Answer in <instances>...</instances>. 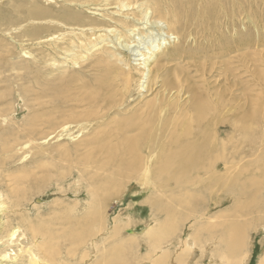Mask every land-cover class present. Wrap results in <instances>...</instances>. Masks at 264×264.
Wrapping results in <instances>:
<instances>
[{
  "label": "bare ground",
  "instance_id": "bare-ground-1",
  "mask_svg": "<svg viewBox=\"0 0 264 264\" xmlns=\"http://www.w3.org/2000/svg\"><path fill=\"white\" fill-rule=\"evenodd\" d=\"M258 1L261 0H66L71 6L82 9L87 7L93 15H87L84 9L67 6L55 14V25L61 28V32L41 37L42 33L46 34L55 26L50 24L55 21L51 20L47 24L34 19L33 17L47 19L48 14H53L49 8L37 5L33 9L34 16H30V20L35 23V27L30 29L32 32L15 35L20 46L30 41L36 45L42 44L40 41L47 42L48 57L45 63L51 68H59L62 63V68L66 69L70 63L73 66L80 64L97 53L98 64L107 63L106 66L103 64L106 69L108 63L119 65L123 78H126L123 91L127 93L133 84L131 66L140 68L141 76L137 87L141 93L138 100L141 96L143 100L146 99L145 93L150 92L153 85L155 88L157 84H161L164 92L157 94L155 99L145 100L139 109L131 106L133 102L128 96L116 101L103 97L113 95L107 84L109 76L106 73L103 77L98 76L97 84L88 83L84 85L85 89L82 86L84 94L74 93V77L65 79L66 76L40 87V94L35 92L39 106V113L34 114L35 118L42 121L46 110L48 113L45 124L56 125L63 133L68 130L70 123L84 128L88 123L104 121L106 114L101 107L103 102H113L115 113L120 115L131 116L132 113L129 129L124 128L123 123L115 126L110 124L111 132L104 138L112 141L122 130L127 132V137H131V131L139 130L143 134L138 139L92 146V137L88 136L81 143L87 148L83 160H105L108 156V161L102 167L109 168L107 166L112 162L115 164L112 165V172L106 171L107 176L125 174L119 181H112V178L110 182L107 177L104 200L112 190L115 191L124 177L131 179L139 176L140 183L144 184L142 189H173L176 194H171V198L177 206L182 204L179 206V216L183 220H194L188 228L196 231L192 234V229H188L187 237L181 238V245L175 248L174 256H169L172 245L163 243L162 229L157 223L143 227L139 233L133 227H127L126 231L130 236H140L147 243L145 254L148 260L138 255V262L134 257L135 262L132 264H166L169 261L172 264H187L185 259L191 253L204 252L209 247L212 248L209 250L212 252L213 264H216V258L222 264L247 263L249 253L246 242L242 235L238 232L232 234L230 230L237 229L239 224L233 221L229 225L227 220L222 222V218L228 217H225L224 209L213 213L212 209L228 199L234 198L237 201L240 195L247 197V203L254 202L249 197L250 192L253 190L251 194L254 199L260 192L259 187H255L258 186L259 179L254 172L264 168V35L261 32L264 29V15H259L256 21L253 19L256 15L252 17L245 11L247 5L246 10L260 12L263 6ZM257 7L261 9L258 11ZM242 14L247 16L249 23L244 22L246 19L245 16L241 18ZM79 18L83 22L64 21ZM184 20L191 25L195 20L201 36L205 38L204 42L196 47L188 46L189 48L179 44L185 35L180 31L187 25H183ZM10 21L0 14L1 25H7ZM12 29L17 28L2 31L9 33ZM186 35L190 41L193 33ZM15 36L11 35V39ZM15 44L18 48V43ZM169 48L178 54L177 59L183 58L184 62H177L175 70L169 68V72L162 73L158 67L154 70L153 64L158 56ZM244 49H253L254 56L250 58L247 52L241 53ZM22 51L27 52L24 48ZM13 52L12 49L6 54L12 55ZM56 55L62 59L61 62ZM113 58H116L115 63ZM63 72L65 71H60ZM52 91L56 94L51 95L48 104L53 109L41 108L46 104L41 97ZM176 93L179 100L172 103L170 98ZM74 102L76 105L72 104ZM52 113H59L60 118L51 117ZM108 127V123H101L98 130L103 133ZM34 129L35 124H32L31 134ZM7 146L8 144L4 145L3 149H7ZM144 151L150 154L145 155ZM91 170L94 169L87 163L86 171L92 172ZM89 179L98 180V174H90ZM92 190L97 192L93 187ZM91 195L93 200L99 197ZM146 200L151 204L156 203L150 198ZM97 204L103 205L101 198ZM5 213L6 203L0 193V264H25L21 262V258L13 256L16 255L13 249H1L15 243L20 238V233L21 239L28 236L27 231L19 225L15 226ZM229 219L231 218L228 221ZM100 221L99 218L91 222L92 227L100 225ZM120 223L121 220L117 219L114 220V226H106V234L101 235L105 238V244L120 229ZM202 231H206L207 235L203 236ZM31 234L35 243L39 239L37 230H31ZM216 234L221 235L218 242H215ZM20 253H23L22 249ZM27 253L29 263L26 264H61V260L58 262V248L48 245L47 240L39 244L36 242L30 250L27 249ZM98 253L96 264H103L104 261L107 264L130 262L123 258L122 248L116 244L100 248ZM257 264H264V252Z\"/></svg>",
  "mask_w": 264,
  "mask_h": 264
},
{
  "label": "rangeland",
  "instance_id": "rangeland-1",
  "mask_svg": "<svg viewBox=\"0 0 264 264\" xmlns=\"http://www.w3.org/2000/svg\"><path fill=\"white\" fill-rule=\"evenodd\" d=\"M257 3H261V7L263 6L262 9L257 7L258 11L261 9L258 13L254 10H246L247 5H245V11L250 16H257L256 18L253 17L256 21H258L259 15L262 17L264 15V0ZM37 5L46 9L49 8L53 14H48L47 19L33 18L40 20L39 23H47L52 20L55 22L50 24L54 25L57 23L56 12L71 6L66 0H0V14L2 13L6 20H11L10 23L4 26L0 22V113H5L0 115V193H2L3 200L6 203L5 215L9 217V221L13 222L15 226H21L28 233V236L22 239V233H20V236H18L20 238H17L15 243L8 247H1V249H7L8 251L13 249L16 253L13 256L21 258V262L26 264L29 263L27 249L30 250L36 242L39 244L43 240H47L48 245L58 248V262L61 260L59 262L61 264H96L95 259L99 254L98 250L103 247L107 248L109 244H116L120 249L122 248L123 258L130 260V262L126 261V263L122 262L121 264H132L135 262L134 257H136V262H138V255L147 259L145 254L147 243L140 236H136L137 238L130 236L126 228L129 226L133 227L139 233L143 227L157 223L162 229L163 243L172 245L169 256H174L176 254H174L175 248L180 247L182 237H187L188 229H192L190 231L192 234L196 231L194 228H188L194 220H183L179 216L181 211L179 206L182 204L177 203V206L174 199L171 198V194H176L175 191L171 188L162 187L159 191L142 189L144 184L140 183L139 176L131 179L124 177L117 188L115 187L117 193L114 190H112L111 194L108 192L109 195L105 201L104 192L106 190L104 188L108 186L105 182L108 177L106 171L112 172V165L115 163H109L110 165L107 166L109 168H104L102 166L108 161V156L105 160H94L91 158V160L85 161L82 159L87 152V148L81 143L88 136L92 137V146L99 143L115 144L121 141L127 142L130 139L141 137L142 131H131V137H127V132L122 130L115 135L112 141L104 138L111 132L110 124L115 126V124L123 123L125 125L124 128L129 129V120L133 114L130 113L131 116L120 115L115 113V104L113 102H103L101 107L106 114L104 121L98 120L88 123L84 128L81 125L70 123V128L68 127V130L64 131V133L56 125L45 124L46 113H48L46 110H44L42 121L39 118L36 119L34 115L39 113L35 92L40 94V87H44L49 82H56L62 76H66L65 79L74 77L72 81L75 84L72 83L74 85L72 91L80 95L84 94V85L88 83L89 85L91 83L97 84L98 76L102 75L103 77L104 73H106L109 76L108 81H110H107V84L110 86V92L113 95L112 97H103L116 101V99L121 100L128 96V99L133 102L131 106L138 109L144 104L145 100L155 99L157 94L164 92L160 86L161 84H157L155 88L153 85L150 92L145 93L146 99L143 100V96H141L138 100L141 91L138 90L137 85L141 76L139 71L141 69L131 66L133 68L131 71L133 87L131 86L129 93L124 92L126 78H123L124 75L120 72L119 65L115 66L108 63V69H106L107 63L98 64L97 53H94L89 59L84 60L80 64L73 66V63H70L66 69L62 68V63L59 64V68H51L49 64L45 63L46 57H48L47 42L40 41L42 44L36 45L30 41L24 43V46H20V42L15 36L20 35L21 32H32L30 29L35 27V23L30 20V16H34L33 9ZM74 6L71 7L79 8L80 10L84 9L87 15H93L87 10V7L82 9L79 6ZM16 10H19V12ZM80 12L82 13V11ZM244 16L241 18H244ZM246 18L247 16H245ZM80 19H65L64 21L68 23L83 22ZM193 21L194 23L191 25L184 20L183 25H187H182L183 28L181 30L179 28L185 35L193 33L196 36L192 35V38L188 41L187 35H184L179 43L185 46L184 48L196 47L205 41V38L201 36V30L196 25L195 20ZM245 21L249 23L248 19ZM242 25L243 23L240 24V26ZM262 26L264 27V25ZM11 28L17 29H12L9 33L2 31V29ZM45 31L47 29L43 32ZM56 31L61 32V28L57 27V25L51 27L46 34L42 33L40 36L47 37L48 33ZM261 32L264 35L263 28ZM11 35H14L15 38L11 39ZM232 35L234 36V33ZM15 42L18 43V48ZM23 48L27 52L22 51ZM12 49L14 50L12 55H7L8 53L6 54V52H11ZM16 50L18 51L17 54ZM243 52H247L250 58L254 56L253 49L241 50V53ZM51 54H54V52ZM58 56L56 55L58 61L61 62L62 59ZM177 57L178 54L173 52L172 48H169L165 53L158 56L157 61L153 64L154 70L157 67L161 68L160 71L162 73L169 72V68L175 70L177 62L179 64L184 62L183 58L177 59ZM113 60L115 63L116 58H113ZM127 60L129 61V57ZM60 71L65 72L60 73ZM63 83L66 82L64 81ZM124 93L125 96H123ZM53 94L55 95L56 92L52 91L49 92V95L41 97V100L46 103L41 108L49 109L51 107L48 102ZM176 96L177 93L170 98L172 103H176L179 100ZM72 104L76 105L75 102ZM50 109L52 110L53 108ZM32 116L34 119L31 120ZM50 116L60 118L59 113H52ZM101 123H108L109 125V129L103 133L98 130ZM32 124H35V129L31 134ZM46 136L48 137L47 140L40 139ZM7 144L8 148L3 149L4 145ZM144 154L148 155L150 153L144 151ZM87 163L94 169L93 171L91 170L92 172L86 171ZM92 173L98 174V180L91 181L89 179V175ZM254 173L259 179L258 186L256 185L255 187L260 189L255 199L251 194L253 190L249 194V197L254 202L247 203V197L240 195L237 201L234 198L228 199L229 201L227 200L222 205L212 209V213L223 211L224 209V215L228 217L222 218V222L227 220L229 225L233 221L239 224L240 227L236 226L237 229L232 228L230 230L232 234L234 232L242 235L243 241L246 242L249 253L246 264H257L264 252V168L258 169ZM123 174L119 175V173H116L115 176L108 177V180L110 179L111 182L113 178L112 181H119ZM92 187L97 189L96 193H94ZM91 193L99 196L103 201V205L99 206L97 203L100 198L93 200ZM147 198L156 201V203L151 204L150 201L146 200ZM98 217L101 219L100 225L96 224V226L92 227L91 222L93 223L99 219ZM116 218L121 220L120 229L105 244V238H102L101 235L106 234L107 225L109 227L114 226ZM228 218H231L229 219L230 221H228ZM258 218L261 220L258 221ZM99 228L101 229L99 230ZM31 230H37L38 232L39 239L35 243ZM201 234L206 236L207 232L202 231ZM215 236V242H218L221 235L216 234ZM94 245H97L96 249ZM20 249L23 250V253H20ZM209 249L212 248L209 247L204 252L191 253L185 259V262L187 264H213L211 262V258H213L212 252ZM17 262H20V260ZM103 264H107V262L104 261ZM166 264H172V262L169 261ZM216 264L222 263L216 258Z\"/></svg>",
  "mask_w": 264,
  "mask_h": 264
}]
</instances>
